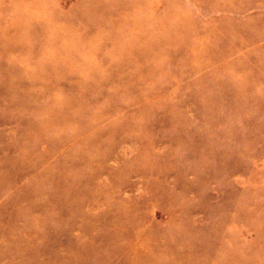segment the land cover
<instances>
[{
  "label": "rangeland",
  "instance_id": "374dc122",
  "mask_svg": "<svg viewBox=\"0 0 264 264\" xmlns=\"http://www.w3.org/2000/svg\"><path fill=\"white\" fill-rule=\"evenodd\" d=\"M0 264H264V0H0Z\"/></svg>",
  "mask_w": 264,
  "mask_h": 264
}]
</instances>
